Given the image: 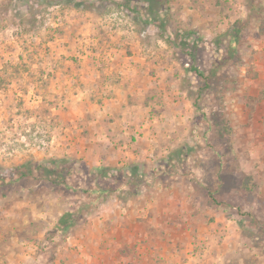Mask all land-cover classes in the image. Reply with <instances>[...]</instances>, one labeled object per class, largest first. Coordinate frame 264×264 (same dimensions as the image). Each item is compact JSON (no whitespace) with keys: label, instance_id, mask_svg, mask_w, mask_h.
Masks as SVG:
<instances>
[{"label":"rangeland","instance_id":"1","mask_svg":"<svg viewBox=\"0 0 264 264\" xmlns=\"http://www.w3.org/2000/svg\"><path fill=\"white\" fill-rule=\"evenodd\" d=\"M180 1L0 0V231L6 235L0 245L12 244L8 236L19 217L30 221L19 235L31 238V248L62 240L52 229L49 242L38 233L46 220L89 202L84 190L103 187L95 175L80 174L86 164L75 153L93 142L110 147L112 138H99L112 131L127 146L123 133L109 127L122 119L123 107L110 102L121 82L131 86L132 75L149 90L148 107L126 111L146 125L138 132L142 143L127 135L135 138L133 149L156 147L150 161L115 165L114 188L140 193L157 174L166 182L186 178L207 229L224 231L226 241L207 244L192 234L190 246L179 242L182 248L224 243L236 249L221 264H264V0H218L217 25L201 26ZM137 44L151 64L129 58ZM92 135L96 140L85 144ZM53 158H65L74 174L49 175ZM27 161L37 167L32 175H15ZM213 210L226 219L212 224Z\"/></svg>","mask_w":264,"mask_h":264},{"label":"crops","instance_id":"2","mask_svg":"<svg viewBox=\"0 0 264 264\" xmlns=\"http://www.w3.org/2000/svg\"><path fill=\"white\" fill-rule=\"evenodd\" d=\"M185 1L186 5L183 11L186 15L193 17L195 24L197 22L200 26L202 23L204 25L210 24V20H214V24L216 23L213 19L216 10L212 7L215 6L214 3H218V0ZM185 1L181 0L180 3L184 4ZM194 2L199 5H194ZM132 49L137 52L136 55L134 54L129 58L135 60L136 56L141 63L151 64L149 56L140 53L138 50V44ZM154 67L157 65L154 64ZM125 71L129 70L124 69ZM162 73L164 72L158 74ZM142 76L147 78L146 75ZM128 78L132 80L131 86L124 88L123 82H121L117 86L115 95L111 97L112 102H110L111 107H116L115 109L123 107V117L122 119L116 117L113 122H109V127L117 128V135L123 133V138L125 137L127 140V146L117 143L118 139L114 137V131L103 133L99 140L107 142L112 138L113 140L108 142L111 143L110 147L104 142L100 144L93 142L89 150L84 146L83 151L81 149L76 153L74 152L81 160L82 163L80 164H86L85 169L80 171V174L88 175L98 166H123L128 161L151 160L150 155L156 144L153 145V148L149 145V148H141L140 150L133 149L135 146L132 144L135 139L134 136L137 138L135 143H142L144 136L140 137L138 132L144 131L146 125L137 123V117L126 113V111H131L128 110L129 106L147 109L145 100L149 90L136 84L139 80L137 79L135 82L132 75ZM125 95L127 99L123 100ZM129 95L140 98L139 100L134 98L138 103L131 102L132 97ZM128 133L134 136L129 137ZM92 139L96 140V136L92 135L86 139L87 141L84 140L86 141L85 144L92 142ZM179 176L175 179L168 176L166 178H170L172 181L169 179L166 182L162 174L159 176L157 174L156 178L148 177L145 180L141 192L135 197L126 200L118 197L108 198L101 204V209L97 213L90 216L87 222L74 229V232L67 236L66 240H61L58 243L54 259H48L45 254L37 250V246L31 248L29 244L27 245L28 242H31V238L20 236L19 226L30 223V221L18 216L19 218L15 219L17 222L13 221L12 223L11 230L13 233L11 237L8 236L9 239H12V244L0 245V264H221L223 263L222 257L235 251L236 248H230L224 243L222 245H226L225 247L218 245L221 241H226V237L222 236L225 232L207 229L209 228L208 222L205 223L203 219L206 217L203 216L202 218L198 212L199 208L202 207L200 204L197 205L196 198L191 195L194 186L186 178ZM40 210L47 213V209ZM203 211L205 214L207 213L205 210ZM212 212L217 215L216 222H212V224L217 225L226 219L222 216L221 210H213ZM51 221L46 220L44 222L46 226L38 233L40 240L47 238L46 233L57 223L58 216L56 221L52 219ZM199 223L201 226L198 225ZM192 226L197 227L196 233L190 230L193 229ZM192 234H197L196 237H202L205 243H207V239L210 243L215 241L218 243L207 248H200L197 251H194L195 248L193 247L183 249L184 244L179 242L186 239L187 245L190 246ZM237 235L238 233L235 234V237ZM2 236L5 237L6 235L0 231V238L4 239ZM196 237L194 241L197 239ZM190 250L194 252L191 251L190 253Z\"/></svg>","mask_w":264,"mask_h":264},{"label":"trees","instance_id":"3","mask_svg":"<svg viewBox=\"0 0 264 264\" xmlns=\"http://www.w3.org/2000/svg\"><path fill=\"white\" fill-rule=\"evenodd\" d=\"M238 33V30L236 29L234 32ZM238 37V36H237ZM237 39V38H236ZM230 45L234 44L233 40H229ZM66 162L65 158H53V160L50 161V164L53 165L52 168H49V175H54L55 177H62L66 178L68 176H71L74 174L73 172L74 165H72L70 168L68 166H64V163ZM34 162L27 161L21 165H19L16 168L15 175L19 177H24L28 175H32L33 171L37 168L32 167ZM68 168V169H67ZM137 170L136 167H133ZM132 168V169H133ZM95 169V170H94ZM88 175H95L97 179L101 183H103L102 186H96L93 187L90 186V188L84 190L86 194H89L90 200L89 202L80 203L77 209L75 210V207L73 205L69 208H67L58 218L57 223L54 225L51 231L49 232L52 235H61L62 241L66 240L67 236L71 235L72 232H74V229H76L80 224H83L88 221L89 217L93 214L97 213L101 209V205L99 204L100 201L105 202L108 198L118 197L122 200H126L130 197H135L139 194L135 189L134 190H127L126 192L123 190H118L114 188L115 182L117 183L119 178H117L115 175L111 174V171H118L117 166H98L95 167ZM131 169V170H132ZM67 171V172H65ZM71 172V173H69ZM66 175V176H65ZM12 174H10V177ZM13 177V176H12ZM15 180V178H14ZM106 182V183H105ZM98 183V182H97ZM100 183V184H101ZM106 185H105V184ZM93 184V183H92ZM108 185V186H107ZM123 191V194H118L117 192ZM113 193H116L117 195H113ZM96 194V195H94ZM113 195L112 197H110ZM50 231V230H49ZM51 234H49L46 238V241L49 242L50 240L54 238ZM50 239V240H49ZM57 247L58 244L51 246L49 249L39 247V252L45 254L47 258L54 259L56 257L57 253ZM48 249V250H47Z\"/></svg>","mask_w":264,"mask_h":264}]
</instances>
